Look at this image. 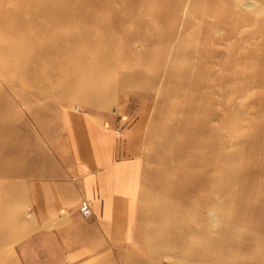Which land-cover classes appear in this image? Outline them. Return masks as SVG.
<instances>
[{
    "label": "rangeland",
    "instance_id": "rangeland-1",
    "mask_svg": "<svg viewBox=\"0 0 264 264\" xmlns=\"http://www.w3.org/2000/svg\"><path fill=\"white\" fill-rule=\"evenodd\" d=\"M102 1L90 0L85 4V11L96 15L103 10L110 15V20L120 11L136 10L133 3L122 7L120 4L124 0H108L105 7H102ZM210 1H213L212 5L207 4ZM238 1L245 6L238 5ZM15 7L16 3L12 0H0V20H11L8 13ZM170 7V4L160 6L154 13L166 12ZM198 9L204 11V17L193 16L189 25L196 28L200 37L207 29L212 31L206 42H202L205 46L183 39L187 27L185 18L190 11ZM138 12L144 21L154 19L153 13L146 9H138ZM178 12L180 16L175 21L169 14L164 21H154L151 25L156 26L157 31L149 27H130V33L138 35L130 45L141 62L124 68L133 75L120 88L116 85L120 83L117 73L107 75L114 79L112 85L117 89L109 85L95 88L96 95L99 94L96 100V95L89 92H79L76 97L61 96L54 84L48 87L50 95L44 96V92L31 85L33 82L21 81L14 71L7 69L10 62L0 55V122L16 125L12 134L3 135L6 136L4 139L0 136V150L9 151V155L0 152V202L6 204L3 209L7 210L3 212L17 220L16 228L12 230L6 220L0 222V231L10 232L8 238L0 241V255L4 256L7 264H22L18 245L27 232L28 180L38 174L41 163L65 156L60 113L66 107L93 112L101 123L119 131L135 125L142 132L139 145L143 162L139 187L142 237L137 250L133 257L99 259L82 264H197L198 260L194 258L201 254V247L190 250L191 246L188 247L186 241L202 242L204 238L200 228H208L215 237L221 225L232 230L235 238L239 234L244 235L241 239L247 248H259L258 254L249 257L248 261L264 264V169L258 170L254 177H240L239 174L236 176L239 180H234L239 163L225 160L221 163L218 180L209 160L219 152L222 155L238 153L235 150L246 136L249 138L258 129H264V111L256 113L261 88L237 89V95L226 103V97L234 90L228 89L224 80L219 81L225 73L220 68L224 55L235 50L245 52L259 42L253 38L264 37V0H183ZM105 21L95 20L91 24L92 38L98 39V33H102L98 30L99 25ZM189 25L187 30H190ZM5 26H0V32H4L0 33V48L6 44ZM104 31L113 29L106 28ZM170 32L174 33L172 37L168 36ZM151 35L157 40L148 42L146 38ZM187 46L200 52L211 48L215 53L206 60H199L198 57L190 61L179 56L170 58L173 51L175 53ZM169 65L174 68L171 78L166 77L162 70ZM182 66L188 67L184 77ZM197 66H202L205 71L202 78L204 85L201 86L196 84ZM150 68H157L158 72ZM259 72L258 75H262L264 68L260 67ZM151 76L155 77L152 81ZM178 79L182 81L180 88L167 85L169 81L177 82ZM33 92L35 96L31 94ZM91 101L94 105L90 104ZM262 102L264 104V100ZM227 108L238 111L239 116L225 118ZM201 125L205 127V138L214 136L217 133L215 128L221 127L219 143L214 150L208 151L207 163H194L190 172L182 173L184 164L193 156L186 152L176 154L174 143L179 140L186 142L184 131L193 130L196 126L200 128ZM238 125L246 130L245 135L235 132L234 128ZM249 142L250 139H247L246 143ZM252 144L253 149L246 153L241 163L250 160L258 167H264V137H257ZM214 181L221 187L222 193L210 189V182L213 184ZM159 186L164 188V195H161L163 192L160 193Z\"/></svg>",
    "mask_w": 264,
    "mask_h": 264
},
{
    "label": "bare ground",
    "instance_id": "bare-ground-1",
    "mask_svg": "<svg viewBox=\"0 0 264 264\" xmlns=\"http://www.w3.org/2000/svg\"><path fill=\"white\" fill-rule=\"evenodd\" d=\"M12 2L16 3V7L12 8L8 13V17H10L11 20L9 19L7 22L6 20H0V26L4 24L6 25L5 27H7L6 33L4 34L6 44L0 48V55H4L8 62H10L7 69H11L12 72L14 71V73L21 78V81H29L28 83L33 82L31 85H33L37 91L44 92V96L50 95L51 91L48 90V87L54 84L59 91L58 94L61 96L76 97L79 92H89L91 95H96L95 88H103L107 85L113 89H117L115 85H112V83H115L114 79H111L112 77H107L109 74L117 73L116 76L119 78L118 80L120 82L116 84L118 88L126 84L133 73L130 74L124 71V68L132 63L141 62V59L136 56L134 48L130 45L132 39L138 38V35L130 33V27H149L153 31H157L158 29L156 26L151 24L156 20L164 21L168 14L172 18V21H175V18L178 19L180 16L178 10L183 0H124L120 4L122 7L133 3L136 5V10L120 11L110 20H108L110 15L103 10L96 15L91 14L87 10L85 11V4L90 3V0H12ZM212 3L213 1H210L207 4L212 5ZM168 4L171 5L168 11L154 13L160 6H168ZM237 4L245 6L241 1H238ZM101 5L102 7L107 6L108 0L102 1ZM138 9H146L152 12V18L154 19L144 21L142 17L139 16L141 13L138 12ZM190 12V15L185 18V27H187L183 39L202 45L206 42L212 31L207 29L205 35L200 37L196 32V28H192L189 24L193 16L204 17L202 14L204 11L198 9ZM3 13V16H5L6 13ZM238 17L239 19L241 18L239 15ZM101 19L107 20L99 25L98 30L102 33H98L100 35L98 39L92 38L91 24H93L95 20ZM188 25L190 26V30H187L189 28ZM106 28H112L113 31H104ZM173 34L174 33L170 32L168 36L172 37ZM153 36L154 35L148 36L146 40L148 42L157 40ZM253 39L255 41L259 40V42L255 43V45L248 50H245V52L235 50L223 56L224 60L221 62L220 68L224 70L225 73L219 78V81L224 80L228 89L234 90L226 97V103L230 102V99L236 96L237 92L243 90L245 87L261 88L259 92L261 99L257 101L258 105H256V113L260 114L264 111V104L262 102V100H264V72L262 75L258 74L260 73V67L262 69L264 68V49H262V47H264V37ZM203 46H205V44H203ZM172 53V57L170 58L176 59V56H179L180 58H187V60L190 61L191 58L194 57H198L199 60H206V58H210L215 51L209 48L208 50L205 49L204 52H200L199 50L195 51V49H189L187 46L186 48L184 47L183 50L181 48L180 51L177 50L175 53L174 51ZM244 56H246V59L242 60ZM201 64L202 63H200V65ZM187 68L188 67H181L182 72H184L182 74L183 77L187 74ZM151 70L158 72L157 68H152ZM162 70L165 72L166 77H172V71L174 70L173 65H169V67L163 68ZM196 71L198 80L196 84L198 86L204 85L202 78L205 75V71L203 67L197 66ZM151 78L152 81L155 77L151 76ZM181 82L182 81L178 79L177 82L169 81L167 85L178 89L180 88ZM147 85L149 84L147 83ZM237 89L239 90L237 91ZM31 94L35 96V92ZM98 96L99 94L95 96V100ZM205 100L206 98L204 97V101ZM91 102L90 104L94 103L93 101ZM243 111L245 112V108H243ZM238 113V111L235 112L227 108L224 115L227 119H235L239 116ZM15 128V124L6 125L0 122V136L12 134ZM220 129L221 127L217 126L215 128L217 133L208 138L203 137L205 127L203 128L202 125L200 128L196 126L193 130H183L185 136L184 141L186 142L182 143L180 140L178 142L176 141V143H174V146H176L174 148L176 150L175 152L178 155H183L185 152L187 154L189 153L193 156V159L187 160L181 169L182 173H184V171L190 172L194 163L201 164L204 161L207 163L209 160L218 180L221 176V163L225 160L239 163V169L235 173L234 180H239L238 177H236L239 174H241L240 177H254L258 170L264 169V167H258V165L250 160L245 161L243 164L240 161L246 156L247 152L253 149V140L257 137H264V129H258L253 134L249 133L250 137L247 138L246 136L245 141L243 140L238 144L235 150L239 151L238 153L233 152L222 155V152L218 151L219 154H215L207 160L206 158L209 156L208 151L214 150L219 143L221 134ZM227 129L232 130L229 126H227ZM180 130L181 127L178 128L179 132H181ZM234 130L239 135H243L246 131L239 125L238 127L236 126ZM4 138H6V136H3V139ZM247 139H250L249 143H246ZM0 152L9 155V151L7 150H0ZM261 153H263L262 150ZM211 182L210 189L222 193L221 187L215 181L213 184ZM158 189L160 193L163 192L161 195L165 194V191H162L164 189L162 186H159ZM207 196L210 195L208 194ZM161 198L164 200L163 197ZM4 206H6L5 202H0V222L6 220L12 230L16 228L17 220L13 215H8L3 212L7 210L3 209ZM160 215H162V211ZM213 224L214 221L211 222V225ZM200 232L202 238H204L202 242L195 243L192 241L190 243V241H186L187 246H191L190 250L201 247V254L194 258V260H198L197 264H255L254 262L248 261V258L258 254L257 249L259 248H247V244L241 239L244 235L239 234V236L235 238L233 234H231L232 230H229L226 226L224 227V225L219 226L218 233H215V237L210 234L208 228H200ZM9 235V231L3 233L0 231V241L3 240V238H8ZM0 264H7L4 256L1 255Z\"/></svg>",
    "mask_w": 264,
    "mask_h": 264
},
{
    "label": "crops",
    "instance_id": "crops-1",
    "mask_svg": "<svg viewBox=\"0 0 264 264\" xmlns=\"http://www.w3.org/2000/svg\"><path fill=\"white\" fill-rule=\"evenodd\" d=\"M60 120L65 156L41 163L27 182L29 219L18 245L21 263L133 257L142 237L141 130L133 125L119 131L93 112L67 107ZM85 208L91 216H83Z\"/></svg>",
    "mask_w": 264,
    "mask_h": 264
},
{
    "label": "built area",
    "instance_id": "built-area-1",
    "mask_svg": "<svg viewBox=\"0 0 264 264\" xmlns=\"http://www.w3.org/2000/svg\"><path fill=\"white\" fill-rule=\"evenodd\" d=\"M82 214H83L84 217H89V216H91V210L89 208H85L82 211Z\"/></svg>",
    "mask_w": 264,
    "mask_h": 264
}]
</instances>
